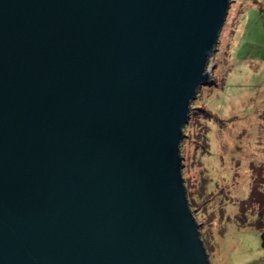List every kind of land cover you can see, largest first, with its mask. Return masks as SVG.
<instances>
[{
    "label": "water",
    "instance_id": "water-1",
    "mask_svg": "<svg viewBox=\"0 0 264 264\" xmlns=\"http://www.w3.org/2000/svg\"><path fill=\"white\" fill-rule=\"evenodd\" d=\"M233 0H0V264H211L182 144Z\"/></svg>",
    "mask_w": 264,
    "mask_h": 264
},
{
    "label": "rangeland",
    "instance_id": "rangeland-1",
    "mask_svg": "<svg viewBox=\"0 0 264 264\" xmlns=\"http://www.w3.org/2000/svg\"><path fill=\"white\" fill-rule=\"evenodd\" d=\"M246 4L233 0L210 61L211 84L192 104L182 144L189 202L211 264H264V38L245 42L240 54L231 43Z\"/></svg>",
    "mask_w": 264,
    "mask_h": 264
},
{
    "label": "crops",
    "instance_id": "crops-1",
    "mask_svg": "<svg viewBox=\"0 0 264 264\" xmlns=\"http://www.w3.org/2000/svg\"><path fill=\"white\" fill-rule=\"evenodd\" d=\"M248 6L247 15L241 22L235 23L236 30L232 33L231 43L237 48L240 54L245 42L251 45L259 44L261 38H264V0H246ZM260 12V15L258 16ZM239 24V25H238ZM243 27V28H241ZM241 33L236 39L237 34Z\"/></svg>",
    "mask_w": 264,
    "mask_h": 264
},
{
    "label": "trees",
    "instance_id": "trees-1",
    "mask_svg": "<svg viewBox=\"0 0 264 264\" xmlns=\"http://www.w3.org/2000/svg\"><path fill=\"white\" fill-rule=\"evenodd\" d=\"M256 193V192H255ZM259 193V192H258ZM258 195H262L261 193ZM253 196H255L256 198V194H254ZM259 200V199H258ZM258 202V201H257ZM259 203V202H258ZM260 203H262V201H260ZM264 204V203H263ZM261 240H262V247L264 248V231L261 234Z\"/></svg>",
    "mask_w": 264,
    "mask_h": 264
}]
</instances>
